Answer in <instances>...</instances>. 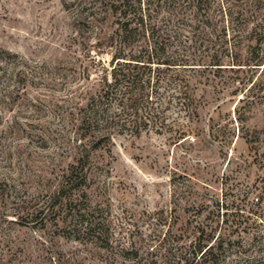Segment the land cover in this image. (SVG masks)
I'll list each match as a JSON object with an SVG mask.
<instances>
[{
  "label": "rangeland",
  "instance_id": "374dc122",
  "mask_svg": "<svg viewBox=\"0 0 264 264\" xmlns=\"http://www.w3.org/2000/svg\"><path fill=\"white\" fill-rule=\"evenodd\" d=\"M65 1L0 0V264H187L192 242L216 239L235 241L215 252L220 264H264V87L253 85L264 72L230 69L253 42L252 2L215 0L213 35L193 37L197 57L224 65L189 72L191 107L171 108L189 138L113 135L92 151L86 195L74 197L101 207L97 222H62L48 197L73 161V102L86 85L99 89L100 68ZM253 5L264 14V0ZM219 203L227 221L217 226L209 211Z\"/></svg>",
  "mask_w": 264,
  "mask_h": 264
},
{
  "label": "trees",
  "instance_id": "16d2710c",
  "mask_svg": "<svg viewBox=\"0 0 264 264\" xmlns=\"http://www.w3.org/2000/svg\"><path fill=\"white\" fill-rule=\"evenodd\" d=\"M214 1H65L66 8L72 10L81 23L83 33L87 31V35L94 38L89 45L86 44L85 49L91 65L100 67L96 69L99 89L93 92L89 84L86 85L69 112V123L74 133L71 139L73 161L66 166L59 185L48 197L53 205L50 212L53 216L58 215L62 222H97L96 213L102 211L101 207L82 206L74 197L76 191H81L88 183L92 151L109 143L113 135L138 137L143 132H156L172 133L173 141L189 138L191 128L181 120L170 117V111L174 103L181 110L191 107L193 98L189 72L198 68H223V60L218 54L197 57L194 52L197 41H193V37L198 33L213 35L210 11ZM246 1L252 2V8L247 12L253 26L247 35L250 34L253 42L246 49L247 56L239 54L231 57L230 69H235L234 65L239 66L236 69L247 66L262 74L264 14L259 13L253 5L261 0ZM105 54H109L110 58H104ZM253 85L262 88L264 82H254ZM6 92H10L9 88ZM259 141L258 135L246 136V142L251 145ZM82 191L85 196V190ZM58 204L61 213L54 209ZM217 205L219 208L209 213L212 214V222L220 226V222L227 220L219 219L221 205ZM92 229L89 224L77 232L88 233ZM215 230V227L212 228L213 233ZM224 243L233 246L235 241L216 239L203 244L201 241L192 242L187 264H220L215 252L219 250L225 253ZM238 262L235 260L234 264Z\"/></svg>",
  "mask_w": 264,
  "mask_h": 264
}]
</instances>
